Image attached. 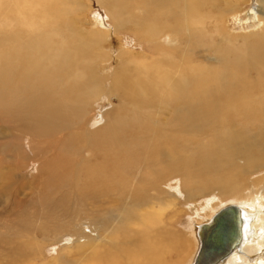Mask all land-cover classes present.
Masks as SVG:
<instances>
[{"label":"rangeland","instance_id":"rangeland-1","mask_svg":"<svg viewBox=\"0 0 264 264\" xmlns=\"http://www.w3.org/2000/svg\"><path fill=\"white\" fill-rule=\"evenodd\" d=\"M57 1L0 0V264H85L92 251L84 245L99 242L96 256L105 264H125L121 249L109 251L114 245L105 232L114 230L116 242L124 243V250L150 255L165 247L169 252L162 264L191 262L187 259L196 245L190 238L195 231L191 222L199 224L211 209L240 198L264 205L258 190L264 187V126L248 122L246 115L251 112L243 106L251 104L246 100H257V95L264 97V91H256L264 85V56L258 67L249 63L254 61L252 49L258 50L261 44L235 55L251 65L237 67L240 70L220 62L221 54L204 51L217 38L213 26L238 39L235 45H243L240 39L248 35L241 34L248 29H238L241 26L235 22L240 19L242 24L247 11L253 12L264 0H214V7L204 5L203 12H208L205 46L193 56L191 42L185 57L214 70L217 79L204 82L219 92V77L227 76L225 86L235 84L239 100L231 110L227 97H220L219 92L197 96L199 80H194L189 69L183 86L189 94L187 103L182 107L185 110L178 111L167 83L173 84L179 67L150 65L153 55L133 32L117 33L111 42L81 49L74 34L79 31L88 36L93 16L105 17L104 9L97 6V0H79L80 10L75 0ZM140 1L118 0L131 27L136 21L129 18L126 2L135 8L141 6ZM50 4L57 6L55 12H47ZM62 4L67 6L64 13L59 10ZM160 7L161 14L170 10L166 18L175 22V5ZM160 19L163 17L158 23ZM217 19L221 23L215 24ZM40 35L38 49L46 56L58 55L63 64L69 57L73 72L60 66L62 63L44 68L36 59L38 49L28 50L34 61L26 64L23 58L12 71L9 63L18 56V39L25 44ZM118 53L120 59L115 58ZM259 53L264 55V50ZM229 59L235 58L229 54ZM88 66L96 67L98 75L109 76V81H97L104 94L113 75L122 72L110 98L89 96L95 83ZM250 81L256 87L249 88ZM241 82L244 90L252 91L250 98ZM259 104L264 109L263 98ZM257 105L254 109L260 108ZM228 111H233L234 118L228 119L230 126H224ZM257 127L263 130L260 136L255 133ZM249 190L254 191L251 196ZM144 211L156 223L147 236L137 225ZM261 244L264 246V239ZM251 247L248 255L260 252L259 245ZM241 258L230 264H250Z\"/></svg>","mask_w":264,"mask_h":264},{"label":"bare ground","instance_id":"bare-ground-1","mask_svg":"<svg viewBox=\"0 0 264 264\" xmlns=\"http://www.w3.org/2000/svg\"><path fill=\"white\" fill-rule=\"evenodd\" d=\"M75 1H74V5L77 6L76 9L80 10L82 8V4L79 2V0H75ZM140 3H141V6H136L134 8L132 4L130 6V4L126 2V4L130 7V10L132 12H136L135 13L136 15L132 17V12L129 10V14H130L129 18L131 17L132 20L136 21V24H134L131 27L129 26V21L126 18V14H125L123 7L118 5V0H97L96 4L99 8L104 9L105 17H101V16L99 17L97 15L93 16L92 19H94L93 20L94 23L93 24L91 23L92 24L91 28L93 29L91 33L88 34V36L82 35L79 31H77L74 34V39H76V41L78 40L79 47L81 49L83 48L85 49L87 47H90V45H93L91 47L94 48V46H96L97 44H100V43L104 44L105 42L106 43L109 42L110 39L117 33L128 34L129 32H133L139 36V38H137L138 39L137 42H139L140 44H143L144 48L151 55H153L154 60L150 61L151 62L150 65H153V63H155V65L158 64L164 67H168V66L179 67L176 73L175 79L173 78V84L169 82V85H168L167 83V87L170 90V95L174 94L173 97L172 96H169V97L170 99L173 100V103L175 104V107H176L175 111H178V109L185 110V107L184 108L182 107L185 105V103H187V97L189 94L183 90V86L186 83V77L184 76L186 70L190 69L192 73L194 74L193 75L194 80H199V82H197L196 84L198 85V87H196V91H195V94L197 96H200V94L201 95L205 94L207 96L209 95L216 96L217 93L219 92L218 89L214 88L211 84L204 82V79H206L207 81H212V77H215L217 79V75L214 74V70L212 68L211 69L205 68L203 64H200L196 61L195 63H192L188 57L187 58L185 57V54H184L186 48L190 46L191 42L193 43L192 44L193 56L197 55L196 53L198 52V50H200L201 48L202 49L204 48L205 46L204 41L206 38L204 29L206 28L205 27V21L207 17L206 13L208 12L206 13L203 12V8L205 4L207 5V3L210 4L212 7H214L216 5L215 1L214 0H141ZM57 4H60V1H57ZM172 4L175 5V9H176L175 22L171 21L170 18H166L167 16L171 15L170 10H167V11L164 10L163 14H161V11H162V8L160 7L161 5L169 7ZM259 4H260L259 8L257 7L258 6L257 5L256 6L257 8L255 7L253 12L251 10L247 11L245 19L242 20V24H240V21H241L240 19L236 20L235 18L236 20L235 24H237L238 26L239 25L241 26L238 29H242V30L243 28L248 29L246 31L243 30L245 33L241 34V35H248L240 39L242 40L243 45L241 46L235 45L234 43L235 41L237 42L238 39L233 38L231 36L229 37L226 33H223L218 26H213L212 30L217 38L214 39L212 41L211 46H208V49L206 50L204 49V51L205 52L213 51L215 54L216 53L221 54L223 57H222V60H219V61L222 63L225 62L227 65L231 64L236 69H238L237 67L239 66L242 68L245 65H246V68L251 67L249 63H253L252 66L254 65L257 67L260 66L262 63L261 60H263V56H264L259 53V50H264L261 48L259 49V47L264 48V1L259 2ZM51 5L52 4H50L49 10L47 11L48 13L55 12V8L57 7V6L51 7ZM65 9H67V6L62 4V8H61V5H59V10L61 13H64ZM189 15L193 16L192 20L189 19L188 17ZM221 16H219L221 18L219 20H222ZM161 17H163L164 20L160 19L158 23L157 19ZM219 20L218 19L215 20V24L221 23L219 22ZM66 25H69V23L67 22ZM249 27H251V29ZM26 32L27 31H24V37H26L25 36ZM28 34H31L30 31L28 32ZM163 35L167 37L164 38L162 37ZM29 37H32V36H29ZM40 37L41 35L38 38L34 36V39L27 41V43L25 44H23L21 38L18 39V42L20 43L18 47L16 48V54H18V56L16 59H14L13 61L9 63L11 67L13 68L12 71L17 70L19 61L23 58L26 64L27 63L30 64V60L34 61L33 53L32 55H29L28 50L33 51L34 49L35 50L38 49L36 45V40H40ZM223 44L225 47L223 46ZM259 44L261 45L257 46ZM255 46L258 47L257 48L258 50L252 49V47L255 48ZM48 49H49V45H47V51ZM248 49L249 51L251 49L253 50L252 56L254 58V61L251 62L248 60L249 61L248 63V61H243V59H241L240 57L239 58L235 57V55L243 54L244 50H248ZM37 53L38 54L36 56V59L38 63H40L44 68L46 66H49V68H51L52 66H55L54 68H57L59 66V63H62V65H60L62 67H68V66L72 67L73 65V62L70 63L71 60H69V57H67L66 62L63 64V61L58 59V55H56L57 57H51L49 55L46 56V54L40 50ZM120 53H118L115 58L120 59L122 55ZM159 53H160V56L162 55V57L160 56L158 57ZM229 54L234 56L235 59L233 61L229 59ZM111 57H113V55H111ZM164 57H167V58H164ZM87 64L88 63H86V65ZM128 66L129 65H127L126 67ZM88 67H89V71L91 72L89 76L95 83V84L92 83L94 84V86L90 89L91 91L89 93V96L90 97L92 96L93 98L95 97L94 99H96L97 97L101 98L102 97L101 95H103V97H106L108 99V97L113 93L112 89L115 88L117 85L116 80H118V78H121L122 72L117 71L113 75V78L111 79L110 88L108 89L107 94H104L102 90H100L98 82L100 81V79H102L103 81L108 80L109 76L98 75L96 67L95 68L93 67L90 68V66ZM183 68H185V70H181ZM71 71L73 72V70ZM77 78L81 80L80 75H78ZM219 78L222 79L221 80L222 89L219 92V96L220 97L226 96L227 97V108H231V110H233L235 107L234 102L239 100L238 98H236L237 91H235L234 89L235 84H231L230 86H225L228 84L227 76L221 75ZM240 84L247 98L250 96L249 93L252 92L251 90H249V88L253 86L256 87V85L252 81H250V85H249L250 87L246 88L245 90H244L245 85L242 82ZM263 86L264 85H259L258 89L256 90L255 88V90L260 94L264 91ZM224 87H227V88H224ZM256 98L257 100L255 99L251 101L246 100V101L251 102V104L248 102H245L243 103V106L245 107V110H249L251 112V115H246L248 117V122L252 120L254 123L259 122V123H262V126H264V109H262L263 107H261L260 104L257 105V103H259L262 98L264 99V97L257 95ZM249 105L253 107L252 110L248 108ZM255 105L259 106L260 108L254 109ZM231 118H234L233 111H228L226 120L224 121L223 125L226 126L227 124V126H230L231 124L227 123V121L228 119H231ZM258 127L256 128L255 133L257 134L259 133L258 135L260 136L262 135V132L264 129L262 130ZM258 147H259V144H258ZM252 186H251V189H252ZM257 188L258 187H256V189ZM263 189L264 187L263 188L261 187L258 190L261 194L260 199L264 200ZM253 192L254 191L251 190L249 193V196H251ZM240 199L241 201H238L239 199L238 200L236 199L237 200L236 202L232 200L233 201L232 203L225 204L219 209H211L209 207L211 209L210 210L211 212L208 211L210 212L209 216L205 217V219L201 223L199 222V224H194L195 222H191V226L192 227L194 226L195 231H193V236H192V233H190L191 234L190 238H191V241L196 245L191 255L192 259L191 258L187 259V260H191V262H187V263L195 264L196 262H198L197 264H230L233 260L239 261L240 259H242L241 257H245L249 261L250 264H258L264 261V248H261V247H264V246H261L262 245L261 241L264 239V207H263L264 205L262 207H259V205L257 206V202L253 201L251 198H247L246 200H243L242 198ZM250 203H252L253 205H250ZM229 205H234L236 209L238 210L236 214L237 216H234V219H232L233 215L227 214V210H225V208ZM150 214H151L150 212L144 211L138 219V221H141V223L136 222L138 227L140 229L142 228L141 231L143 234H145L144 236H147L150 233H152L156 227L155 218H153V216H151ZM153 225L155 227H153ZM105 233L106 235H108L107 239L111 241L114 245V249L113 250L109 249V251H117L121 249V251L125 253V256L127 258V261L125 264H162V261H164L165 254L169 252V250L165 247L163 249L160 248L161 250H159L158 252L153 250L150 255L149 253H146L145 251H143V253L141 252L134 253L131 251H127L122 248L125 245L124 243L120 245L118 242H116L115 230L105 232ZM143 234L142 235L139 234L140 237L142 236L141 238H143ZM138 236L137 238H139ZM99 241H103V240L99 239ZM140 241H142V243L144 242L143 239ZM213 241H216V248L213 249L214 252H211V251L207 252L208 258L207 256H202L197 261L198 254L204 252L205 248L207 249L208 244L209 245L213 244ZM100 243L101 242L96 243V244L94 243V244L84 245L87 251L88 250L92 251V255L90 259L85 264H105L100 258L96 256V251L101 247ZM142 243H140V245H142ZM252 245H259L260 252L253 256H250L248 254H250L249 252H252V251H250L249 248ZM143 246L148 247L146 243H143ZM115 247L118 249L115 250ZM215 254L218 256L217 257L218 260L215 263H211L213 262L212 256ZM182 261H184V258L182 259ZM108 264H111V263H108Z\"/></svg>","mask_w":264,"mask_h":264},{"label":"water","instance_id":"water-1","mask_svg":"<svg viewBox=\"0 0 264 264\" xmlns=\"http://www.w3.org/2000/svg\"><path fill=\"white\" fill-rule=\"evenodd\" d=\"M225 210H227V214H230V215H233L232 216V219H234V216H237L236 214H237V209H236V207L234 206V205H229V206H227L226 208H225ZM218 217V216H217ZM214 248H216V241H213V244H208V246H207V249L205 248V250H204V252H202V253H199L198 254V256H197V261L202 257V256H207V258H208V255H207V252H214L213 251V249ZM217 255L215 254V255H213L212 256V259H213V262H211V263H215L218 259H217ZM198 262H196L195 264H197Z\"/></svg>","mask_w":264,"mask_h":264}]
</instances>
